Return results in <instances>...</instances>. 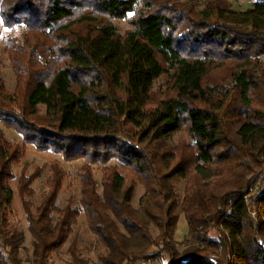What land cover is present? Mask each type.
<instances>
[{
    "label": "trees",
    "instance_id": "obj_1",
    "mask_svg": "<svg viewBox=\"0 0 264 264\" xmlns=\"http://www.w3.org/2000/svg\"><path fill=\"white\" fill-rule=\"evenodd\" d=\"M182 7L4 0V23L28 34L4 47L14 88L0 76V121L22 139L10 142L0 130V263L19 260L24 233L8 224L9 180L30 143L83 159L79 195L63 206L66 173L56 161L37 204L38 172L16 178L33 264L66 242L81 212L105 248L101 264H264V0ZM128 13L133 29L121 34L111 20ZM181 130L190 141L171 144ZM92 164L102 171L100 191ZM137 184L144 194L134 208ZM180 213L181 250L173 240ZM73 243L74 263L85 264Z\"/></svg>",
    "mask_w": 264,
    "mask_h": 264
},
{
    "label": "rangeland",
    "instance_id": "obj_2",
    "mask_svg": "<svg viewBox=\"0 0 264 264\" xmlns=\"http://www.w3.org/2000/svg\"><path fill=\"white\" fill-rule=\"evenodd\" d=\"M145 0H136L137 7ZM182 8H193L198 10L205 4V0H171ZM4 0H0V76L4 79L8 90L14 88L15 75L11 67L8 55L4 50L6 47L7 39L11 36H15L18 41H21L27 32L23 25L7 26L1 16V6ZM231 7L235 9H244L251 5L252 0H228ZM132 13H128L125 18H114L111 20L112 24L116 27L117 31L121 34L126 33L128 30L133 29L131 19ZM162 81L159 79L156 82L155 89ZM44 111V108L41 107ZM0 130L4 134L5 138L10 142H21V136L11 127L4 125L0 121ZM179 141V142H178ZM190 138L184 130L177 132L170 139L171 144H178L181 142H189ZM24 154L20 157V162L13 165V172L15 178L9 180L10 185L14 190V196L8 213V224L10 228H16L24 233V240L21 244V249L18 252V263L12 264H33L32 259V237L27 229V222L25 219L24 211L21 207L20 200L16 190V178L24 170L28 175L32 172H38V177L34 180L32 187L34 188V195L32 200L37 204L46 191L45 178L49 173V165L52 161H56L58 165L65 171V182L62 191L59 194L57 204L63 206L70 196H78L80 182L77 172L83 164V159L64 160L59 154L50 150H38L33 144L26 143L24 148ZM91 172L97 190L100 191V180L102 177V171L99 164L91 165ZM185 188V182L181 181L176 185V191L180 198H182ZM144 194V188L141 184H137L132 198V206L138 207L139 200ZM153 234L156 233V229L151 226ZM173 240L179 250L184 247L187 240V225L184 215L180 213L178 215L174 232ZM74 241V243H73ZM75 247V250L79 257L83 259L85 264H101L99 256L105 252V248L97 241L94 234L89 230L86 222V218L83 212L78 216L75 224L73 225L72 233L69 235L66 242L56 251L50 253L46 259L45 264H75L70 252V247ZM8 260L0 264H8ZM144 264V263H143ZM163 264H169L167 258H163Z\"/></svg>",
    "mask_w": 264,
    "mask_h": 264
}]
</instances>
